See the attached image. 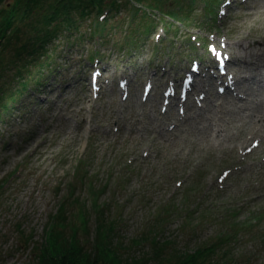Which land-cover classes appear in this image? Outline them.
<instances>
[{
    "label": "rangeland",
    "instance_id": "1",
    "mask_svg": "<svg viewBox=\"0 0 264 264\" xmlns=\"http://www.w3.org/2000/svg\"><path fill=\"white\" fill-rule=\"evenodd\" d=\"M212 1L193 0L183 8L182 24L169 25L163 46L156 47L154 35L160 12L185 0H167L149 19L153 29L137 39L131 28L141 20L128 28L121 8L108 11L102 44L92 42L86 30L72 49L59 47L65 56L55 80L22 97L0 121V185L8 180L0 186V264L30 262L66 200L71 202L64 217L76 225H82L81 211L89 214L88 236H82L87 243L95 239L98 218L116 223L113 244L123 247L118 251L124 257L148 256L166 242L192 252L234 227V239L222 247L228 263L264 264V140L250 157L239 153L242 140L264 134L252 115L253 108L263 111L264 95L238 103L211 98L201 114L189 105L185 118L175 109L160 113L167 81L183 77L192 58L206 57L192 47L191 34L204 40L220 30L229 39L241 85L253 88L263 80L264 0H234L220 28L208 12ZM88 26L86 19L83 27ZM95 53L108 65L105 76L111 80L97 101L89 88ZM127 75L134 83L122 102L117 82ZM245 75L255 83L248 85ZM151 78L155 89L144 104L142 89Z\"/></svg>",
    "mask_w": 264,
    "mask_h": 264
},
{
    "label": "trees",
    "instance_id": "2",
    "mask_svg": "<svg viewBox=\"0 0 264 264\" xmlns=\"http://www.w3.org/2000/svg\"><path fill=\"white\" fill-rule=\"evenodd\" d=\"M167 0H0V121L9 117L12 108L33 89L42 87L51 73L60 67L59 47H72L84 38L89 26L83 27L93 9L118 13L127 11L128 28L136 19L141 24L131 28L136 35L147 33L152 25V11H160ZM177 1L178 0H171ZM193 0H185L184 6L175 4L169 11L173 19L181 21L183 8ZM163 13V12H161ZM108 20L101 26L102 34L108 31ZM108 25V26H107ZM84 31V32H83ZM59 66V67H58ZM4 181V180H3ZM4 183V182H3ZM94 197V195H93ZM97 202V198L95 197ZM71 202L66 200L65 203ZM77 202V200H76ZM53 215L47 228L44 243L35 244L33 259L26 264H226V247L234 237L219 238L216 243L200 246L192 252L176 251L170 242L156 246L150 255L124 257L119 253V243L113 244L116 223L98 219L94 241L87 243L89 214L81 211L82 225L64 217L65 206ZM77 203H80L78 200ZM95 204V207L98 204ZM82 230V232L80 231ZM85 231V232H84ZM234 231L229 233L232 236ZM86 237V236H85ZM155 243V240H154ZM135 244H138L135 242ZM156 244V243H155ZM158 245V244H157ZM164 247V248H163ZM123 248V247H122ZM121 248V249H122ZM169 249L168 251H166ZM223 257L220 259V257ZM231 264V263H228Z\"/></svg>",
    "mask_w": 264,
    "mask_h": 264
},
{
    "label": "bare ground",
    "instance_id": "3",
    "mask_svg": "<svg viewBox=\"0 0 264 264\" xmlns=\"http://www.w3.org/2000/svg\"><path fill=\"white\" fill-rule=\"evenodd\" d=\"M260 91H262V90H260V89L253 90V89H251V90H250V95H251V96H252V95H255V93H256V94H261ZM247 103H248V102H247ZM244 104L246 105V103H244ZM244 104H243V105H244ZM254 114H255L257 117L260 116V115H259V114H260V109H259L258 107L254 108ZM259 121H260V122H263L262 117L259 118ZM261 125H262V124H256V123H255V124H254V127H258V126H259V128H260ZM262 126H263V125H262Z\"/></svg>",
    "mask_w": 264,
    "mask_h": 264
}]
</instances>
